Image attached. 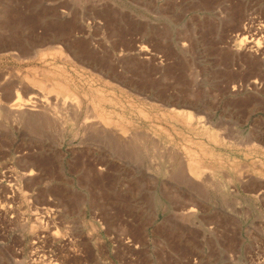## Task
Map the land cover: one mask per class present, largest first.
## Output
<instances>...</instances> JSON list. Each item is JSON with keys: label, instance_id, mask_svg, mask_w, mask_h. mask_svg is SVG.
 <instances>
[{"label": "rangeland", "instance_id": "1", "mask_svg": "<svg viewBox=\"0 0 264 264\" xmlns=\"http://www.w3.org/2000/svg\"><path fill=\"white\" fill-rule=\"evenodd\" d=\"M0 264H264V0H0Z\"/></svg>", "mask_w": 264, "mask_h": 264}, {"label": "bare ground", "instance_id": "2", "mask_svg": "<svg viewBox=\"0 0 264 264\" xmlns=\"http://www.w3.org/2000/svg\"><path fill=\"white\" fill-rule=\"evenodd\" d=\"M254 41V40H253ZM250 43V42H249ZM31 48V47H30ZM42 75V74H41ZM43 104V103H42ZM29 105V104H28ZM30 106V105H29ZM42 106V105H41ZM46 107V106H45ZM10 110H12V111H22V112H27V113H29V112H32V111H34V113H35V111L36 112H39V114H40V112L42 111V109L40 110V108L39 109H30V107H27V105H24L22 108H19V107H17V103L16 102H14L10 107ZM44 109V108H43ZM70 111H71V109H70ZM9 112V111H8ZM49 112V111H48ZM37 114V113H36ZM19 115H21V114H19ZM23 115V114H22ZM21 115V116H22ZM15 116H17V115H15ZM27 118V117H26ZM41 122V121H40ZM37 123V122H36ZM99 125V124H98ZM195 263H197V262H195Z\"/></svg>", "mask_w": 264, "mask_h": 264}]
</instances>
